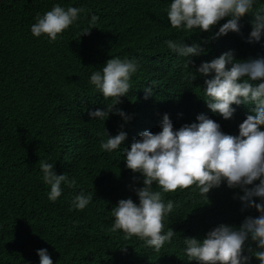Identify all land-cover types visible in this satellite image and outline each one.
Instances as JSON below:
<instances>
[{
	"label": "trees",
	"instance_id": "1",
	"mask_svg": "<svg viewBox=\"0 0 264 264\" xmlns=\"http://www.w3.org/2000/svg\"><path fill=\"white\" fill-rule=\"evenodd\" d=\"M171 3L0 0V264H40V249H47L53 264H197L186 255L185 238L202 239L221 224L239 228L247 217L259 215L241 201L243 190L229 188L226 181L206 195L195 186L163 193L154 183L153 191H161L164 202L174 204L163 222L165 233L175 231L171 241L156 251L136 236L125 239L122 230H110L112 210L121 199L139 203L135 189L143 187V176L126 167L124 149L140 133H159L165 114L175 130L206 114L225 134L238 135L240 123L254 107L234 104L236 111L228 120L212 112L204 101V81L214 73L204 77L197 69L229 51L241 62L264 59V36L248 42L253 13L264 9V0H254L252 11L241 17L239 33L216 38L230 17L209 32L177 29L167 15ZM57 4L84 11L56 41L46 34L33 36L37 14L43 16ZM93 15L99 17L95 24ZM86 30L90 34L83 35ZM168 40L197 43L204 51L185 67L189 58L169 49ZM116 57L138 65L131 88L107 119H93L88 113L106 110L113 98H104L90 83L91 74L102 72L107 60ZM250 82L258 85L264 79ZM149 86L153 94L145 99ZM121 131L126 139L118 149H101L107 132L115 136ZM40 161L53 164L57 175L74 178L76 185L62 183L61 196L49 200L50 185L43 180ZM81 193L93 197L83 210L73 204ZM248 243L250 238L244 245L248 264H260L254 254L262 249L251 253Z\"/></svg>",
	"mask_w": 264,
	"mask_h": 264
},
{
	"label": "clouds",
	"instance_id": "2",
	"mask_svg": "<svg viewBox=\"0 0 264 264\" xmlns=\"http://www.w3.org/2000/svg\"><path fill=\"white\" fill-rule=\"evenodd\" d=\"M254 0H172L168 10V19L173 28L186 30L199 29L209 32L225 17H230L214 38L239 33L241 17L252 11ZM83 8L69 7L67 10L59 4L43 16L37 14L31 25L35 37L46 34L50 41H56L58 34L69 28L77 20ZM99 17L93 15L91 24ZM252 30L248 42H259L264 36V9L256 10L251 21ZM83 35L90 34L86 30ZM173 52L193 61L204 49L197 43L188 46L173 40L165 41ZM230 65V67H229ZM135 60H107L101 71L91 74L90 83L104 98H113L106 110L96 109L88 115L93 119L105 120L114 106L120 103V97L126 96L131 88L130 79L137 71ZM197 72L205 79L204 93L207 107L219 113L225 120L231 119L236 111L232 105H253L246 119L239 125V134L230 135L221 131V126L206 114H200L196 121L185 124L178 130L173 127L169 116H163L159 133L143 131L140 138L134 140L130 148H125L126 167L133 173L143 176V187L135 189L139 203L132 199H121L113 208L114 225L110 229L122 230L125 239L136 236L146 241L147 246L160 251L166 242L171 241L175 231H164V218L174 204L172 200L164 202L163 193L176 192L195 186L206 195L210 189L219 187L222 182L229 188L238 187L244 195L240 197L246 207L255 208L259 215L247 217L239 228L221 224L209 231L205 237L185 238L186 255L197 264H248L249 255H244L245 242L250 238L249 252H255V258L264 264V203H256L254 197L264 200V83L253 85L250 81L264 79V59L237 61L231 51L225 52L211 62L202 63ZM246 78V79H245ZM196 75L193 76V80ZM153 94L151 86L145 88V99ZM117 114L128 120L126 114L116 109ZM106 142L101 149H118L126 139L121 131L115 136L107 132ZM43 180L50 185L49 200L55 201L61 196V185H76L75 179L66 174L57 175L54 165L40 161ZM256 182L257 184H254ZM161 191H153V184ZM252 185V187H248ZM92 195H77L74 207L83 210L92 200ZM40 264H53L47 249L38 250Z\"/></svg>",
	"mask_w": 264,
	"mask_h": 264
}]
</instances>
